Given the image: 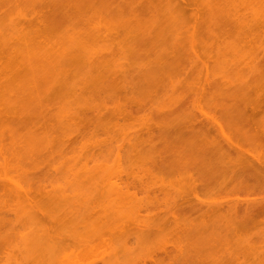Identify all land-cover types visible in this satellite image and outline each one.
I'll return each instance as SVG.
<instances>
[{
    "label": "rangeland",
    "instance_id": "1",
    "mask_svg": "<svg viewBox=\"0 0 264 264\" xmlns=\"http://www.w3.org/2000/svg\"><path fill=\"white\" fill-rule=\"evenodd\" d=\"M118 165L142 232L82 196ZM263 201L264 0H0V264L78 235L128 241L120 264H264Z\"/></svg>",
    "mask_w": 264,
    "mask_h": 264
},
{
    "label": "bare ground",
    "instance_id": "2",
    "mask_svg": "<svg viewBox=\"0 0 264 264\" xmlns=\"http://www.w3.org/2000/svg\"><path fill=\"white\" fill-rule=\"evenodd\" d=\"M206 122H207V125L211 126L214 130H216V133L218 134V137L220 138V139L218 138V140H215L216 138H214L211 143L218 150H222L226 154V156H230V155L232 156V154H233V156L235 155V158L237 161L235 164H237V163L239 164L241 162L239 165H241V164L242 165H246V164L249 165L250 163H252L251 162L252 158L255 157L254 159H257L258 156H259V158H262V157H260V155H254L253 156V154H250L251 159L248 157H244L243 154L240 152L242 149L239 151V150L235 149V147L234 148L232 147L235 150V151H233V149L232 148L230 149V147H231V144H234V143L230 144L229 141L231 139H229V136L226 133H222V131H224V130L221 131V129H222L221 125L217 122H216L217 124H215V121L210 120V119H207ZM217 125H219L220 127ZM231 125H233L235 127L234 124H231ZM233 126L231 128H233ZM235 128H234V130H235ZM216 137H217V135H216ZM231 142H232V140H231ZM237 148H239V147L237 146ZM119 156H120V154L117 151L115 159H117L118 161L120 160L119 158L121 157V156L120 157ZM233 156H232V158L235 159ZM118 161H116V162H118ZM261 161H263V160H261ZM255 162H256V160H255ZM259 162L260 161H258V163ZM260 163H262V162H260ZM119 165L116 167V172L120 175H118L117 173L111 177H107L105 175L106 178H102L103 179V180L101 179L102 181L100 180L99 182H97V181L94 182V183H98L97 185H99V183H100V185L103 184L101 187H99L100 185L95 186L96 184L92 183L95 188L93 186L91 187V185H92L91 184L88 187V189H86L87 191L83 192L82 196H84V193H85L84 197H86V198H88L90 195H93V196L99 195L100 197H102L104 195V197H105L104 202L105 203L103 202L102 206L103 207L105 206L104 209L106 211L108 209L107 212L109 213V214H105V216H110L112 214V216H111L112 218H113V216H115L114 218H116V220H117V218L126 219L131 224H135V227H136L137 225L139 226V224L141 222H143L142 215L140 212H142L143 209L145 210L146 207H144V206L142 207V205L140 206L139 204L135 203L133 201V199L130 198V194H128L126 191H123V189H122L123 187H121L120 186L121 184H119V182L123 179V177L121 175L122 170L119 169ZM8 184H9L8 192L11 195H14L15 197H18V198L22 197V195L24 194V189L19 184L12 182V181H8ZM96 187H98V189ZM159 187H160L159 190L163 188L162 186H159ZM94 189L97 191V194L96 193L93 194V192H95ZM88 190H89V192H88ZM86 192H87V194H86ZM88 193H91V194L88 195ZM193 204H197V203L193 202ZM197 205H194V206H197L199 209H204L203 206L207 205L205 208V211H206V209L208 210L207 213L209 212L212 215H215V216H218L221 218L224 217L223 215L225 212L231 211L234 214L237 212L236 209L224 210L223 207H219V206H217V204H206V205L202 204V206H201V204L198 203ZM258 205H257V208L259 209V211L264 212V201L260 202V204H258ZM221 213L223 215H221ZM176 220L174 219V222ZM122 222H124V220H122L121 223ZM142 227H144V224H142ZM136 229H138L139 232H142L141 226L139 228L136 227ZM104 237L105 236H80V235L69 236V238L77 244L78 250L77 251L75 250L74 252H76V253H74V254L71 252L67 255L66 254L59 255V253L57 252V250H55V248L54 249L50 248L49 247L50 243L48 244L49 240H46V236H33L25 242V246L27 249L26 251L28 252L29 260L32 262V264H120L121 263V257L124 256L125 254L129 255L128 241H123L121 244L120 243L118 244V243L114 242V239L111 236H108L107 240L110 239V241L103 244L105 242V239H106ZM141 238H142V236H141ZM141 238L139 236H137V239H140V240L144 239V237L142 239ZM99 241H100V243L102 241H104V242H102V244L99 243L100 245H102V246L104 245V246L103 247L101 246V248L99 247L100 249L97 247L99 249V252H96L97 251L96 245H99V244H97ZM95 242H97V243H95ZM94 243L96 245H93ZM47 246L49 248H47ZM50 246H52V244ZM79 247H80V249H79ZM159 248L160 249L162 248V250H163L162 252L167 254V251H165V247L163 245L160 246ZM102 249H104V250H102ZM71 254H73V256ZM256 256L262 257L264 259V251H262L260 253L258 252L256 254ZM97 257H99L98 260H96ZM128 264H138V262L131 260L128 262Z\"/></svg>",
    "mask_w": 264,
    "mask_h": 264
}]
</instances>
